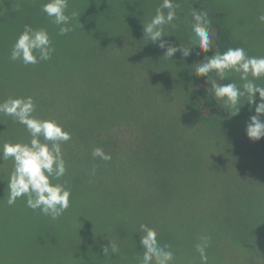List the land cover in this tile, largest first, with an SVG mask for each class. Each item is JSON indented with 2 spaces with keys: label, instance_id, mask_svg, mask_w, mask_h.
I'll return each instance as SVG.
<instances>
[{
  "label": "trees",
  "instance_id": "obj_1",
  "mask_svg": "<svg viewBox=\"0 0 264 264\" xmlns=\"http://www.w3.org/2000/svg\"><path fill=\"white\" fill-rule=\"evenodd\" d=\"M130 1L123 13L109 0L69 1L67 14L76 15L72 31L62 36L41 11L47 0H0V102L32 96L35 116L55 119L71 133L62 145L67 172L59 182L72 192L69 209L57 220L28 208L26 198L9 206L14 165L11 159L0 161V264H141V223L156 229L161 244L171 245L174 264H201L193 250L198 227L186 219V186L168 183L191 175L196 155L191 132L212 140L213 132L234 130L248 145L246 155L255 152L264 165V138L253 142L245 134L254 114L248 102L231 115L211 93L210 82L193 73L205 56L230 47L264 56V22L258 19L264 0H238L239 7L223 0H176L177 18L164 26V39L187 45L194 38L193 13H206L213 47L204 53L192 46L189 57L177 52L171 59L144 36L143 24L156 10L146 0ZM238 12L251 16L245 30ZM8 18L17 26L3 25ZM26 24L48 30L55 47L50 60L25 66L10 59ZM209 75L240 85L233 73L224 80ZM29 140L23 125L0 114V148ZM95 147L112 159L93 158ZM198 211L206 215L205 208ZM109 239L119 246L118 254L105 256ZM214 258L208 254V264H239L221 253Z\"/></svg>",
  "mask_w": 264,
  "mask_h": 264
},
{
  "label": "clouds",
  "instance_id": "obj_2",
  "mask_svg": "<svg viewBox=\"0 0 264 264\" xmlns=\"http://www.w3.org/2000/svg\"><path fill=\"white\" fill-rule=\"evenodd\" d=\"M68 7L69 0H47L41 6V11L59 27V35L62 36L72 31L70 20L76 15L67 14ZM179 7L176 0H162L155 15L147 24H143L144 36L157 43L160 49H164L163 57L168 59L177 52H180L182 58L189 57L192 46L207 53L213 47V42L206 13H193L191 30L194 38L187 45H173L164 39L167 36L164 26L173 24ZM258 19L264 22V14ZM54 53L55 47L48 30L26 24L11 48L10 59L20 61L25 66L36 65L50 60ZM212 72L220 80L226 79L232 73L239 74L243 83H218L209 75ZM193 73L210 82L211 93L231 115H238L241 106L247 101L249 111L254 114L245 123V134L253 142L264 138V87L256 83L264 78V56H249L243 47H230L223 53L214 52L211 56H205ZM35 111L36 104L32 96L8 97L0 102V114L12 117L23 125L30 136L27 142H5L0 148V161L11 159L14 165L7 184V204L11 206L19 198H26L28 208L39 210L41 214L57 220L71 204V189L59 182L67 172L62 145L71 140V133L55 119L35 116ZM92 156L105 162L112 159L111 154L101 147H95ZM94 174L95 168L92 169V175ZM137 231L141 234L139 243L143 249L141 264H174L175 256L171 245L160 243L155 228L141 223ZM210 245L209 236H201L195 244L201 264H208L207 250ZM109 251L113 255L120 251L119 246L112 240L110 246L103 247L105 256Z\"/></svg>",
  "mask_w": 264,
  "mask_h": 264
},
{
  "label": "rangeland",
  "instance_id": "obj_3",
  "mask_svg": "<svg viewBox=\"0 0 264 264\" xmlns=\"http://www.w3.org/2000/svg\"><path fill=\"white\" fill-rule=\"evenodd\" d=\"M109 1L112 9L118 13L133 5L130 0ZM146 1L154 10L162 3V0ZM236 1L222 2L230 6L242 5ZM238 14L245 21L239 22L241 29L245 30L249 27L248 19L251 16L248 13ZM2 24L17 26L13 18L5 19ZM233 74L239 78V74ZM242 83L240 81V85ZM256 83L264 87V78ZM256 95L258 98L259 94ZM224 129L226 132L223 135H218L221 134L218 131L213 132L216 135L212 140L206 133L191 132L196 136L193 139L192 151L196 155L192 161L191 175L187 180L173 178L168 183L178 189L182 183L186 186V219L193 227H198L200 237H210L207 254L212 256L213 261L214 254L221 253L226 259H229L228 255L233 257L239 264H264V165L258 161L255 152L252 156L246 155L248 145H243L236 131ZM199 208H205L206 215L198 211Z\"/></svg>",
  "mask_w": 264,
  "mask_h": 264
}]
</instances>
